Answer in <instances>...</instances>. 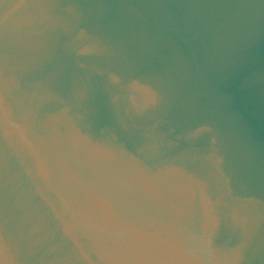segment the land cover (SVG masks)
<instances>
[{
    "label": "water",
    "instance_id": "95a60500",
    "mask_svg": "<svg viewBox=\"0 0 264 264\" xmlns=\"http://www.w3.org/2000/svg\"><path fill=\"white\" fill-rule=\"evenodd\" d=\"M0 264H264V0H0Z\"/></svg>",
    "mask_w": 264,
    "mask_h": 264
}]
</instances>
